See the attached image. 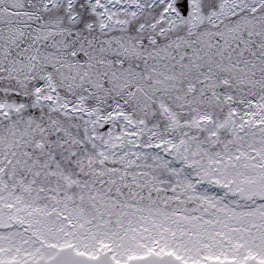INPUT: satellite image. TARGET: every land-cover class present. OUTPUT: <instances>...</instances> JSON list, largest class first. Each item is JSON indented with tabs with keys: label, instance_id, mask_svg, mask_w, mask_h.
Instances as JSON below:
<instances>
[{
	"label": "snow or ice",
	"instance_id": "1",
	"mask_svg": "<svg viewBox=\"0 0 264 264\" xmlns=\"http://www.w3.org/2000/svg\"><path fill=\"white\" fill-rule=\"evenodd\" d=\"M0 264H264V0H0Z\"/></svg>",
	"mask_w": 264,
	"mask_h": 264
}]
</instances>
